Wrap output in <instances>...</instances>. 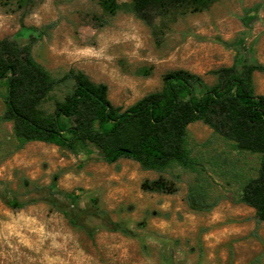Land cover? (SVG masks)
<instances>
[{
	"label": "rangeland",
	"instance_id": "rangeland-1",
	"mask_svg": "<svg viewBox=\"0 0 264 264\" xmlns=\"http://www.w3.org/2000/svg\"><path fill=\"white\" fill-rule=\"evenodd\" d=\"M106 13L100 0H0V41L33 44L36 60L54 77L80 71L109 87L115 106L129 108L163 88L168 73L185 70L208 86L215 71L246 59L264 64V0H211L207 7L177 8L148 26L129 0ZM264 95V74L254 75ZM0 85V264H264V223L240 201L241 184L256 176L259 156L235 150L203 122L188 129V147L201 162L217 206L193 211L187 203L197 173L172 166L147 171L97 152L71 151L44 142L18 148L14 123L5 119ZM67 90L40 106L53 113ZM163 177L173 193L146 192ZM25 203L12 208L7 202ZM105 210L133 235L110 231ZM87 210L73 226L66 212ZM92 234V235H91Z\"/></svg>",
	"mask_w": 264,
	"mask_h": 264
},
{
	"label": "trees",
	"instance_id": "trees-1",
	"mask_svg": "<svg viewBox=\"0 0 264 264\" xmlns=\"http://www.w3.org/2000/svg\"><path fill=\"white\" fill-rule=\"evenodd\" d=\"M23 3L24 0H16ZM132 11L148 26L177 8L204 9L211 0H129ZM103 10L115 15L121 6L116 0H100ZM264 74V64L246 59L241 64L214 72L217 81L204 80L185 70L168 73L163 88L152 92L127 109L115 106L109 87L93 82L83 72L70 70L61 78L52 76L35 58L33 44L0 41V85L6 86L5 119L14 123L18 148L44 142L74 154L95 151L108 164L133 160L147 171L165 172L172 166L197 173L189 188L187 203L196 212H210L218 204L211 197L209 182L199 170L201 162L188 147V129L203 122L240 152L259 156L256 176L241 184V203L253 208L259 224L264 223V95L256 93L254 75ZM65 88V100L53 113L40 106L48 95ZM146 192L173 193L174 184L163 177L146 180ZM12 208L25 203L8 201ZM87 210L66 212L70 223L86 229L82 218ZM110 231L131 236L133 232L114 221L100 208ZM92 235V234H91Z\"/></svg>",
	"mask_w": 264,
	"mask_h": 264
}]
</instances>
